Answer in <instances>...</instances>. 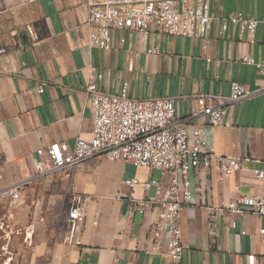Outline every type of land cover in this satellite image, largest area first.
<instances>
[{"label": "crops", "instance_id": "1", "mask_svg": "<svg viewBox=\"0 0 264 264\" xmlns=\"http://www.w3.org/2000/svg\"><path fill=\"white\" fill-rule=\"evenodd\" d=\"M211 13L205 40L116 30L112 47L102 49L89 44L86 0H0V189L24 183L21 205L11 207L0 195L1 264H172L164 243L151 250L157 208L136 211L121 185V179L136 177L134 197L152 196L159 169L105 158L87 159L69 175L38 174L33 167L37 148L56 141L71 151L78 137H90L91 99L84 89L90 66L103 73L108 91L126 82L136 99L175 98L189 132L205 128L212 151L240 160L229 175L215 160L190 171L195 201L180 215L179 264H246L250 253L264 264L258 235L264 216L241 202L242 213L220 209L242 195L264 194V180L254 173L264 169V73L242 61L250 55L264 62V24L249 33L229 22L218 33L229 14L260 19L264 0H213ZM150 46L159 53L146 52ZM232 81L253 96L233 103L217 126L204 115L192 116L197 94L228 95ZM37 85L42 92H29ZM74 196L82 198L85 217L68 242Z\"/></svg>", "mask_w": 264, "mask_h": 264}, {"label": "built area", "instance_id": "2", "mask_svg": "<svg viewBox=\"0 0 264 264\" xmlns=\"http://www.w3.org/2000/svg\"><path fill=\"white\" fill-rule=\"evenodd\" d=\"M212 1L86 0L89 44L110 49L112 33L116 30L140 31L145 36L158 30L167 36L205 40L214 18L211 13ZM229 22L239 24L241 29L253 33L259 23L264 24V15L259 19L244 17L240 13L229 14L221 19L219 34L226 32ZM145 51L159 53L157 46L147 47ZM242 61L256 65L264 73V62L255 63L250 55H243ZM102 80L103 73L90 66L84 87L91 99L90 137H78L71 151L65 143L56 141L37 148L35 152L38 158L34 159L33 167L38 174L54 171L69 175L87 159L105 158L159 169L161 177L155 182L154 195L134 197L133 187L138 179L133 177L121 179V185L128 189L123 196L142 214L153 207L157 208L156 220L150 230L151 250L158 252L164 243L172 264H179L183 249L180 215L187 205L195 201L188 188L190 171L208 168L211 161L215 160L221 173L229 175L241 167L240 160L235 156L220 155L212 151L207 145L205 128L194 127L189 132L183 119L176 113L175 98L136 99L129 96L126 82L120 85L117 92H113L103 88ZM42 91L43 88L39 85L29 89V92ZM253 94L254 91L244 84L232 81L228 95L197 94L196 109L192 116L204 115L209 125H220L233 103L250 98ZM254 173L258 179L264 180V169L255 170ZM23 184L15 183L0 189V195L8 198L11 207L21 205ZM145 187H148V183ZM239 202L264 216V194L242 195L220 209L242 213ZM84 217L85 204L80 196H74L67 215L68 242L74 239ZM209 233L211 236L216 235L212 227ZM258 235L264 243V228L259 229ZM255 262V254L246 256V264H256Z\"/></svg>", "mask_w": 264, "mask_h": 264}, {"label": "rangeland", "instance_id": "3", "mask_svg": "<svg viewBox=\"0 0 264 264\" xmlns=\"http://www.w3.org/2000/svg\"><path fill=\"white\" fill-rule=\"evenodd\" d=\"M0 207H1V201H0ZM0 264H1V223H0Z\"/></svg>", "mask_w": 264, "mask_h": 264}]
</instances>
